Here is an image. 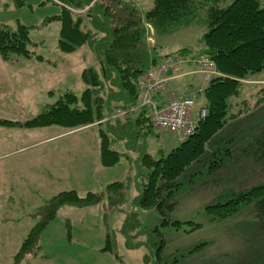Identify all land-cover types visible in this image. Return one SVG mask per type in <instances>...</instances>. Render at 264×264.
<instances>
[{
	"label": "rangeland",
	"instance_id": "obj_1",
	"mask_svg": "<svg viewBox=\"0 0 264 264\" xmlns=\"http://www.w3.org/2000/svg\"><path fill=\"white\" fill-rule=\"evenodd\" d=\"M22 1L24 5L18 6L17 0H0V26L11 31H17L20 25L28 27L30 38L28 49L31 51L32 57L13 56L7 60L0 55V97L18 91L19 86L26 84L30 77H36L38 85L35 91L38 93L34 96L38 98L37 100L42 99L41 101L44 102L47 100L48 104H41L40 101L35 105H16L8 99L5 100V104H0V119H8V121L18 124L15 126L0 124V153L3 147L5 149L8 147L17 148L23 146L25 141H35L39 135H28L29 133L26 132L30 130L39 129L45 135L49 131L82 129V127L69 129L59 125L28 129L24 127L25 121L28 119L24 118L27 116L30 119L39 115L47 105L55 104L66 92L81 96L86 89L82 81V72L84 69L98 64L97 54L89 45L71 54L63 53L59 49L58 42L62 24L61 21L52 19V17L60 15L63 9L72 10L75 15H85L86 13H80L82 9L74 7L78 6L77 1L73 2L75 4H73V8H70V5L68 6L63 0ZM259 1L262 2L260 7L262 10L264 9V0ZM139 2L144 12L152 7V0H139ZM247 3L248 9H244L246 23L242 21L239 35L244 31L242 27H245V30L248 28L254 30L258 25H264V13L255 9L250 2ZM249 18L252 20L250 23L248 22ZM83 29L87 30L85 27ZM204 34L205 28L194 25L176 32L169 39V43L172 44L160 41L155 37L153 40L155 47L161 52L163 49L169 50V46L175 43L197 44ZM251 34L250 32L248 39H245L246 41L240 46L239 51L244 52L243 56L246 57L257 52L263 54L264 58V32L255 37H253L254 34ZM189 48H194L195 54H202L203 49L199 46ZM254 56L256 61L249 64L252 67L259 66V63L264 60ZM11 65L23 66L16 72L2 69V66ZM29 66L36 69L31 71L22 69ZM49 86L54 94L47 99L45 94L42 97L41 90L44 88L50 90ZM243 86L244 93L240 101L246 100L247 102L236 111L242 110L245 114L241 120L235 123L239 124L241 128L244 126L247 128L244 132L241 129V134L230 137L233 139L231 142H227L228 139L221 137V139L223 138L221 142H225V145L222 146L231 150V156L219 153L213 162L208 161L201 164L200 167H193L194 169L189 171L187 176L180 177L183 185L176 193L177 205L173 211L165 213L170 221L179 222L180 225L160 227L166 242L161 259L155 256V248L151 245L153 239L151 236L155 237L156 233L150 234L151 229L158 226L164 218L160 212L137 209L135 218L130 222L134 229H129L128 232L124 231V223L127 213L129 214L133 208V201L137 195L141 156L148 153L159 159L162 153H169L180 143L177 141L176 135L167 131L152 129L148 134H144L143 131L135 128L129 137L126 148L121 142H115L112 145V148L119 149L123 155L120 165L115 170L109 174L99 171L94 180L81 179L80 176L73 179L72 177L76 176L74 170L76 167L79 168L84 157V170L85 168L92 169L93 160H97L99 140L97 129L100 127L96 125L93 127L94 129L83 131L61 141L63 144L67 143L69 147L77 145L79 147L75 149L70 147L74 151L62 155L63 161L60 162V165L62 169L65 167L62 178L64 179L67 169V172L70 173V181L67 186L62 180L63 186L56 184L50 188L48 190L51 193L49 198H53L61 191L70 190L77 191L81 196H85L89 191L102 193L108 183L129 181L125 192V212L109 211L105 205L82 209L64 207L46 227L42 236L41 249L36 252V256L33 259H24L19 264H264V217L259 214L255 203L242 206L237 212L226 218H220L207 211L209 206L225 203L253 187L264 185L263 148L260 151L254 149V152L244 151L242 148L245 136L247 137L253 132L257 134L264 131V100H262L264 98V70L243 80ZM60 93L62 94L58 96ZM199 98H201L200 95ZM7 112L14 114H6ZM29 113H36V115L32 116ZM20 135L24 136L25 140H22ZM245 141H248V137ZM36 153L38 156H42L40 151H36ZM32 155H34L33 151L30 153V156ZM218 158H223V162L221 167L216 169L215 167L219 163L216 162ZM14 160H27V155H22ZM201 166L203 167L201 168ZM208 166H213V168L208 169ZM195 170L197 174L190 178L189 174H193ZM200 170L203 172L202 174H200ZM37 189L35 196L39 199L37 203H43L48 195H44L39 187ZM8 197H13V194ZM1 203L4 204L5 209L2 208ZM31 203L15 199L9 202H0V227L6 228V234L10 237L0 244V264H15V257L20 248H16V243L9 246V241L14 242V238L19 237L21 229L25 230L26 227L31 225L33 227L37 223L38 218L26 216L32 212H27V205ZM106 210L107 227L104 223ZM108 227L114 234L116 252L121 263L111 253L103 250ZM175 259L177 262H174Z\"/></svg>",
	"mask_w": 264,
	"mask_h": 264
},
{
	"label": "trees",
	"instance_id": "obj_2",
	"mask_svg": "<svg viewBox=\"0 0 264 264\" xmlns=\"http://www.w3.org/2000/svg\"><path fill=\"white\" fill-rule=\"evenodd\" d=\"M76 1L78 6H74ZM63 2L70 5V8L74 6L79 10H88L84 12L85 15H75L72 10L63 9L60 15L52 17L62 24L59 49L63 53L71 54L89 45L97 54L98 64L83 71L82 81L86 89L81 96L66 92L55 104L47 106L39 115L25 121L24 127L35 129L59 125L76 129L97 125L100 127V160L106 168L115 167L123 158L118 149L112 148L115 142L126 141L128 145L129 137L135 128L144 134L154 130L146 109L141 110L132 119L105 120L117 109L139 104L141 82L148 71L161 60L160 50L150 44V40L155 37L163 41L178 30L194 25L205 28V34L197 46L203 49L200 55L208 56L216 63L220 74L213 77L204 90V108L207 110V116L200 120L193 135L169 153H162L159 159L148 153L141 156L137 195L124 223V231L128 232L129 229H134L130 222L135 218L137 209L160 212L164 218L158 226L151 229L150 234L156 233L155 237L151 236V245L155 248V256L161 259L166 242L160 227L180 225L165 216L177 205L176 193L183 185L180 177L187 176L193 167H200L208 161L213 162L219 153L231 156V150L222 146L225 142H221V137L231 142L233 139L230 137H235L241 129L244 132L247 128H241L235 123L245 114L242 110L236 111L247 102L240 101L244 93L243 80L262 72L264 60L259 66L252 67L244 63L243 58L246 56H243L244 52L239 51L240 46L247 40L238 41L239 38L252 33L260 26L253 27L254 30H245V27H242L244 31L241 35L239 31L242 21L246 23L244 9H248L247 2L258 11L264 13V9H260L259 0H152V7L145 12L141 9L139 0ZM17 4L23 6L24 2L17 0ZM248 22L252 20L249 18ZM29 41L28 27L20 25L17 31H11L0 26V55L4 59L8 60L13 56L32 57L28 49ZM193 49L183 48L177 53L195 54ZM254 55H260L261 59H264L263 54L254 52L252 57ZM0 124L18 125L2 119ZM247 137L248 141H245ZM247 137L245 136L243 142V150L254 152V149L260 151L263 148L264 154V131L257 134L253 132ZM216 162L219 163L215 168L219 169L223 158H218ZM196 174L195 170L189 177L193 178ZM128 185L129 181H117L108 185L103 193L88 192L85 196L75 190L64 191L45 202L37 210L38 221L20 247L15 264L41 249L43 233L61 208L82 209L105 205L109 211L125 212V192ZM253 203L256 204L259 214L264 217V185L253 187L225 203L209 206L207 211L220 218H226L242 206ZM107 210L104 215L106 227ZM103 250L111 253L121 263L116 252L114 234L109 227Z\"/></svg>",
	"mask_w": 264,
	"mask_h": 264
},
{
	"label": "crops",
	"instance_id": "obj_3",
	"mask_svg": "<svg viewBox=\"0 0 264 264\" xmlns=\"http://www.w3.org/2000/svg\"><path fill=\"white\" fill-rule=\"evenodd\" d=\"M262 4V2L260 1ZM257 16V15H256ZM260 17V16H259ZM189 28V27H188ZM261 31H260V30ZM257 30H254L252 34H254L253 37L256 35L264 32V25L260 26V28ZM180 31V30H178ZM177 31V32H178ZM260 32V33H259ZM175 35L172 34L171 36L166 37L163 41H165L168 44L169 39ZM248 35H243L242 37L239 38L238 41H242L243 39H248ZM154 38L150 40V43L153 45L154 44ZM201 40L197 44H180V43H175L174 45H170L169 47V53L170 54H178V50H181L183 48H189L192 46H197L200 43ZM196 55V54H194ZM20 57V56H19ZM244 57L246 59H243L244 63L249 65L251 62L256 61L253 57ZM256 57V55L254 56ZM260 60L261 56H257ZM26 58V57H24ZM25 63V62H24ZM28 63V62H26ZM27 65V64H23ZM23 65H11V66H2V69H5L4 71H11V72H16L18 69H21ZM22 69L25 70H33L36 69L35 67H24ZM85 70V69H84ZM83 73V72H82ZM219 74V72L217 71ZM259 74V73H257ZM220 75V74H219ZM261 75V74H260ZM211 81V80H210ZM210 81H207L205 79L204 74L198 70L195 66L193 65H186L182 67L180 70L175 71L171 75L170 81L168 82L167 88L164 92L159 93L155 96V101L159 105H165L167 104L170 100L173 99H185V98H195L198 105L196 109L193 112V117L195 119L198 118L199 110L201 107H204V102L205 98L204 95L199 98L198 91L201 89H204L207 87ZM259 83V82H258ZM21 84V83H19ZM46 84V81H45ZM38 85V80L36 77H30L27 81L26 84H21L19 86V89H22L23 91H18L12 92L10 95L0 97V104H5V100H11L14 104L16 105H35L38 104L42 99L37 100L38 98L35 97L34 95L37 94L38 92L35 91L36 86ZM44 85V83H43ZM49 89H42V97L45 94V97L49 99L52 94H54V91L51 92V87L49 86ZM48 93V94H47ZM62 93H60L58 96H60ZM65 94V93H64ZM34 99V100H32ZM41 104H48L47 100L41 101ZM52 105V104H51ZM49 106V105H47ZM46 106V107H47ZM45 107V108H46ZM44 108V109H45ZM43 109V110H44ZM24 111V109H22ZM14 112V110H13ZM42 111H40L41 113ZM6 114H14L12 112H7ZM29 115H36V113ZM25 120L29 119L27 116L24 118ZM8 120V119H7ZM123 121V120H122ZM96 125H92L90 127L82 128L79 130L75 131H69V130H64V131H57V132H47L45 135L42 134V130L36 129V130H30L28 135H39V137L32 142L25 141L24 145L21 147L17 148H6L3 147L1 153H0V202H9L12 199L15 200H20V201H28L32 202L30 205H27V212L26 216H31V217H36L37 216V210L41 206H43V203L47 202L50 200L49 196H51V193L48 192L50 188H53L56 184H59L60 186H63L62 183L64 180V183H66V186L69 184V175L70 173L67 172V169L64 174V179L62 178V173L63 170L60 162L63 161L62 155L69 153L70 151L73 152L75 148H78L79 145L77 146H70L74 149H71L67 143L63 144L61 141L67 137L76 135L78 133H81L86 130H91L94 129ZM117 126V125H115ZM98 130V147H97V160H93L92 162V169L90 168H85L84 170V165H85V157L83 158L82 166L80 163L79 168H75V173L76 176L74 175L72 178H78L79 176L81 179L85 178L86 180H94L96 177V173L100 171V173H104L103 171L106 172V174H109L111 171L115 170L118 165L112 168H106L102 166L101 160H100V129ZM41 133V134H40ZM20 137H22L20 135ZM27 137V136H26ZM25 138L24 136L22 137V140ZM123 144L124 148L127 147L126 141H121ZM83 146V145H81ZM119 150V149H118ZM33 151L32 156H30V153ZM36 151H40L42 153V156H38ZM22 155H27V160H20V161H15L14 159L17 157H20ZM102 170V171H101ZM11 176V178H10ZM56 176V177H55ZM117 182V181H116ZM114 182L108 183V185L112 184ZM107 185V186H108ZM37 187L43 191L44 195L47 194L48 197L44 199L43 203H37L39 199L35 197L37 195ZM63 188V187H61ZM37 190V191H36ZM62 192V191H61ZM92 192V191H89ZM94 193V192H93ZM103 193V192H102ZM13 194V197H8V195ZM46 195V196H47ZM49 198V199H47ZM46 200V201H45ZM2 204V203H1ZM2 208H4V204H2ZM1 208V206H0ZM5 209V208H4ZM63 209V208H61ZM60 209V210H61ZM97 209V208H96ZM10 210V209H8ZM59 210V211H60ZM58 211V213H59ZM57 213V215H58ZM33 224V223H30ZM49 226V225H48ZM32 228V225L29 227H26L25 230L21 229L19 237L14 238L13 241H9L8 245H12V243H16V248H20L24 242V240L27 238L30 230ZM7 230L6 228L0 227V244H3L6 239H9L10 237L7 236ZM11 240V239H10ZM13 246V245H12ZM36 256V254L28 255L25 259H33Z\"/></svg>",
	"mask_w": 264,
	"mask_h": 264
},
{
	"label": "built area",
	"instance_id": "obj_4",
	"mask_svg": "<svg viewBox=\"0 0 264 264\" xmlns=\"http://www.w3.org/2000/svg\"><path fill=\"white\" fill-rule=\"evenodd\" d=\"M88 10H81L84 13ZM161 60L148 71L141 82V100L139 104L125 109H117L105 120L112 121L118 118H135L141 110L148 111L150 124L154 129L167 131L176 135L177 141L183 143L187 138L193 135L197 129L200 120L207 116V110L201 107L198 118L193 117V112L198 103L193 97L185 99H173L165 105H159L155 101V96L166 90L171 75L175 71L190 64L200 70L207 81L218 76L216 63L205 55L188 54H170L167 49L161 51ZM204 89L198 91L201 97Z\"/></svg>",
	"mask_w": 264,
	"mask_h": 264
}]
</instances>
